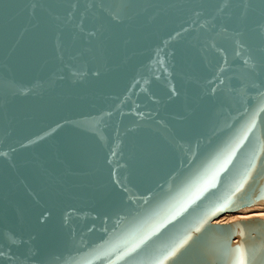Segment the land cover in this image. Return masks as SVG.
Segmentation results:
<instances>
[{
  "label": "water",
  "instance_id": "95a60500",
  "mask_svg": "<svg viewBox=\"0 0 264 264\" xmlns=\"http://www.w3.org/2000/svg\"><path fill=\"white\" fill-rule=\"evenodd\" d=\"M252 205L264 0H0V264H264Z\"/></svg>",
  "mask_w": 264,
  "mask_h": 264
},
{
  "label": "snow or ice",
  "instance_id": "6c2138e0",
  "mask_svg": "<svg viewBox=\"0 0 264 264\" xmlns=\"http://www.w3.org/2000/svg\"><path fill=\"white\" fill-rule=\"evenodd\" d=\"M189 203H191V201H189ZM229 207H230V205H225L222 208L216 210L217 214L220 211L227 210ZM180 211H184V209L181 208ZM178 214H179V212L177 213V215ZM194 231L199 233L201 231V228L197 227V228L194 229ZM240 234H241L242 237L244 236V231H243L242 227L240 229ZM192 238L193 237H192L191 234L184 236V238L180 239L179 242L176 243L174 247H172L170 250H166L164 258L167 259L168 257L174 256L179 251V249L184 247L189 241L192 240ZM257 248L260 249V250H264V242H262L260 245H258ZM255 250L256 249H252V251H255ZM248 251H249V249L243 243H241L235 249H232L230 246H228L226 248V250L222 253V256H223L224 260H227L228 259V254L232 253V254H234V258L232 260V264H247V255H246V253ZM160 264H163V261H160Z\"/></svg>",
  "mask_w": 264,
  "mask_h": 264
},
{
  "label": "bare ground",
  "instance_id": "6f19581e",
  "mask_svg": "<svg viewBox=\"0 0 264 264\" xmlns=\"http://www.w3.org/2000/svg\"><path fill=\"white\" fill-rule=\"evenodd\" d=\"M256 218L262 220L264 223V205H252L244 207L234 213L225 214L215 220L213 224H229Z\"/></svg>",
  "mask_w": 264,
  "mask_h": 264
}]
</instances>
